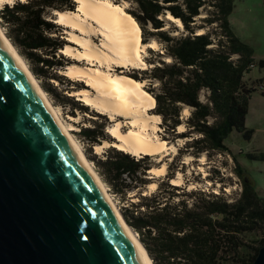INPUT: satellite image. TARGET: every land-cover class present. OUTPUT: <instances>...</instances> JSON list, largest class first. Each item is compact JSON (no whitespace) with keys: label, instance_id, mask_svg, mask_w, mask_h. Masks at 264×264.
<instances>
[{"label":"trees","instance_id":"obj_1","mask_svg":"<svg viewBox=\"0 0 264 264\" xmlns=\"http://www.w3.org/2000/svg\"><path fill=\"white\" fill-rule=\"evenodd\" d=\"M128 1L140 31L139 43L155 40L161 45L156 51L158 63L141 69L140 77H128L147 79L152 110L161 117L164 130L188 139L184 148H191L195 157L209 151L230 153L225 139L233 130L249 140L252 129L245 126V117L251 95L257 92L264 97V58L256 59L251 46L234 34L228 19L234 0ZM73 6L71 0H16L0 8L4 34L34 76L59 77L47 74L50 68L64 66L59 50L65 41L51 14ZM208 8V15L200 16ZM167 15L178 19L182 28L165 29L166 23H174ZM253 69L260 76L248 81ZM41 86L53 92L49 85ZM201 91L206 92L205 101L200 99ZM67 99L63 96V102ZM183 107L190 109L186 129L176 132ZM80 133L91 146L107 139L103 124L82 127ZM89 159L100 180L122 200L152 182L148 154L137 157L109 146ZM233 161L241 190L232 199L203 190L186 191L171 184V176L166 175L155 191L138 193L139 200L123 207L124 222L137 234L152 264L252 263L264 244L263 197L245 169Z\"/></svg>","mask_w":264,"mask_h":264},{"label":"water","instance_id":"obj_2","mask_svg":"<svg viewBox=\"0 0 264 264\" xmlns=\"http://www.w3.org/2000/svg\"><path fill=\"white\" fill-rule=\"evenodd\" d=\"M49 111L0 38V264H144Z\"/></svg>","mask_w":264,"mask_h":264},{"label":"rangeland","instance_id":"obj_3","mask_svg":"<svg viewBox=\"0 0 264 264\" xmlns=\"http://www.w3.org/2000/svg\"><path fill=\"white\" fill-rule=\"evenodd\" d=\"M14 1L16 0H10L9 2L8 0H6V2L5 0L2 1L0 0V8L3 6V4L5 3L11 4ZM71 1L74 4L73 9L63 10V11L76 12V2L74 0ZM100 1L110 2L112 5H117L126 13L131 15L130 10L132 8V5L128 0H108V1L100 0ZM209 10L211 9L208 8L205 10H201L200 16H207ZM55 11L57 10H54L52 12L51 17L52 20L61 27L60 29V32L62 34L61 37L65 41L63 48L67 47L74 54L70 51H69L70 53L61 51L63 48L59 50V53L64 57L63 68L61 67H54V69L50 68L49 73H47V74L58 75L59 77H57L56 79L46 78L42 76L36 77L31 72L30 73L35 79V81L38 83V85L40 86L45 97H47L48 102L52 105V107L59 115L62 123L66 125V127L68 128V132L70 134L69 136H71L72 140H74V142L80 149L81 153L83 154L84 158L87 160L88 164L91 166L96 176L99 178L93 167L91 160L89 159V156L92 154L101 155L109 147L108 145V146H102L97 149L96 146L101 145L103 141H107L108 143L116 141V139H114L109 134L108 127L115 125L122 133H127L131 129L134 130L137 129L138 126L130 123V121L133 120L132 118L133 115H129V116L117 115L115 117H109L110 114L101 111L97 107L85 104L82 101V99H80V97L82 96V91L84 90L91 97L95 95L96 91L92 89L88 84H86L85 82L86 76L80 78L77 76H70V75L68 76V74H66V70L69 67L73 68L76 66V68L77 67H79V69L82 68L81 70H83L84 72L86 71L87 73L92 71V69L94 68L93 71L97 69L98 71L104 72L105 74L109 72L110 73L109 75L111 77L115 76V74L118 75L124 74L130 77H132V75L135 74L138 77H140L141 69H144L146 67H151L154 61H156L155 63H158L157 62L158 57L156 56V51L160 49L161 45L155 40H151L156 43V48H151V46L149 47L146 46L144 52L140 53V56L145 63L144 65H139V66L127 65L125 67H121L115 65L109 66L105 62H102V64H100L96 61H93L91 65L87 59L75 55L78 53V51L84 50V47L80 44L79 45L75 44V42H73L72 40L73 37L88 39L93 43V46H96L95 48L102 50L103 49V45L101 43L102 36L98 31V29L96 28L97 27L96 23L94 22L90 23V21L85 22L84 20H81L82 23H84L83 26L85 25L84 28L83 26L82 28L80 27L73 28L70 25L68 26L62 25L54 20L56 19ZM168 16L169 15H167L166 17ZM168 18L174 23H166L164 27L165 29L168 28L174 29L173 26H177L180 29L182 28L181 22H178L179 25H177V23H175L177 22L176 19L171 18V16ZM228 19L234 34L241 41L251 46L253 50V56L256 59L264 58V0H234V8L231 14L229 15ZM207 28L211 29L212 31L211 26ZM0 30L4 34V28L1 25H0ZM177 33L178 32H173L172 34H177ZM14 52H16L15 49ZM17 58L20 60V63H22L23 66H25L28 69L27 64L23 60V58L20 57L19 55ZM149 61L151 63H148ZM100 68L102 69V71ZM259 76L260 73H258L256 69H253L249 75L248 81H251ZM141 82H143L142 83L143 89L147 91L146 89L148 84L147 79H143L141 80ZM42 84L49 85L52 88L53 92L45 91L41 86ZM154 85H156V83ZM205 95L206 92L201 91L200 99L205 101ZM63 96H67L70 99L64 100L66 102H63ZM153 107L154 106L147 108L145 111L141 113L142 115L139 114V116L140 117L144 116L145 118L148 119V122L151 124V126L154 125L155 127V128L153 127L154 129L151 128V126L148 127V133L150 132V135L153 139L156 138L163 139L169 144L168 146L169 148L167 149L165 148L155 154H148L150 155L151 158V164H152L151 168L164 166L165 167L164 172L157 173L155 175L153 174V172L151 173L150 171H148L149 177L153 178L151 179L152 182L146 185L144 188H141L140 190L129 192L124 200L120 199L119 196L112 193L109 190V188L99 178L103 187L105 188L107 195L110 197L111 201L117 207V211L119 212V214L122 212L121 210H123V207L126 206L128 207L129 201L134 202L139 200L138 193L149 194L150 192L155 191L157 188V184L161 181H164L166 179V175L171 176L170 177L171 184H173L171 182V179H176L178 183L177 185L181 186L186 191L203 190L205 192H213L214 194L218 193L226 198L232 199L236 197L241 190L240 180L234 173L233 158H235L240 163V165L245 169L247 175L252 180L255 190L264 199V97H262L257 92H255L251 95L249 99L248 112L245 117V126L248 129H252L251 138L249 140L244 139L240 135V133H238L236 130H233L225 139V143L230 149V153L209 151V152H202L199 155V157H195L190 154V152L192 151L191 148L189 149L184 148L185 142L188 139L181 138L178 136L176 137L175 134L164 130V128L161 125V121H162L161 117L153 116L154 115L152 110ZM189 113H190V109L188 107H183L181 112L182 114L181 127H178L179 126L178 125L176 128V132H181L186 129L184 121L189 115ZM95 124L96 125L103 124L104 132L107 135V139L101 140L99 144H93L91 146V144H89V142L81 135L80 129L82 127H87V126L93 127ZM90 147L91 149L89 150ZM140 155H144V154L140 153L135 156L138 157ZM132 231L133 230H131V233L134 232ZM148 259L152 261L150 257H148Z\"/></svg>","mask_w":264,"mask_h":264},{"label":"bare ground","instance_id":"obj_4","mask_svg":"<svg viewBox=\"0 0 264 264\" xmlns=\"http://www.w3.org/2000/svg\"><path fill=\"white\" fill-rule=\"evenodd\" d=\"M9 1L10 0H8V2ZM74 1L76 2V12L55 11L56 19L54 20L59 24L67 25V26L70 25L73 28L74 27L82 28L84 23H82L81 20H84L85 22L90 21V23L92 22L96 23L97 26L96 28L98 29V31L102 36L101 43L103 45V49L99 50L98 48H95L96 46H93V43L90 40L73 37L72 41L75 42V44L78 45L80 44L84 47V50L78 51V53L76 52L77 54L75 55L87 59L90 64L93 61H96L100 64H102V62H105L109 66L115 65L121 67H125L127 65L139 66L145 64L140 56V53L144 52L146 46L148 47L151 46V48H156V43L154 41H151L150 43L147 44L139 43V32L135 21L130 15H128L119 6L112 5L110 2H103L100 0H74ZM176 20L177 22L175 23L179 25L178 22L180 21L178 19ZM0 38L5 42L7 50L14 58L16 63L19 65L23 74L28 79L32 87L42 98L45 106L50 110L49 112L53 115L56 122L60 126L68 144L70 145L72 150L76 153V155L80 158L82 164L86 168L94 184H96L101 194L105 197L108 204L117 214V216H120L119 212L117 211V207L111 201L110 197L107 195L101 181L96 176L95 172L88 164L87 160L84 158L83 154L81 153L80 149L78 148L74 140H72L71 136H69L70 134L68 132V128L66 127V125L62 123L59 115L52 107V105L48 102L47 97H45L40 86L35 81L30 71L25 66H23L22 63H20V60L17 58L18 54L14 52L11 43L5 37V35L2 33L1 30H0ZM61 51L69 52L70 49L66 47L63 48ZM81 69H79V67L76 68V66L73 68L69 67L66 70V74H68V76L69 75L77 76L79 78L86 76L87 77V78L85 77L86 84H88L92 89H94L96 93L93 97H91L90 95H88L87 92L83 90L80 99H82V101L85 104L92 105L94 107H97L101 111L110 114L109 117H115L117 115H122V116L133 115L132 117L133 120H131L130 123L138 126L137 129L135 130L131 129L127 133H122L115 125L108 127L109 134L114 139H116V141H113L111 143L110 142L108 143L107 141H103L101 145L96 146L97 149L102 146L109 145V146H114L122 151L131 153L132 155H137L140 153L155 154L165 148L166 149L169 148L168 147L169 144L165 140L158 138L153 139L151 137L150 132L148 133V127H150L151 124L148 122L147 118H145L144 116L143 117L139 116V114H141L147 108L152 107L153 105V100L151 95L148 94L142 87L143 82L134 81L133 79L129 78L124 74H120V75L115 74V76L112 75L113 77H111L109 75L110 74L109 72L105 74L104 72H100L97 69L93 71L94 69L93 68L92 69L93 72L90 71L87 73L86 71L84 72ZM136 116H139L140 118ZM153 116L160 117L155 114ZM153 127L154 125L151 126V128ZM178 127H181V125H179ZM164 168H165L164 166L152 167L149 169V171L151 173L153 172V174L156 175L157 173L164 172ZM171 182L176 185L178 184L176 179H171ZM121 224L123 226V230L127 238L133 244V247L135 248L142 262L144 264H151V262L147 257V254L143 250L141 244H139V242L137 241L135 235L131 233V230L126 224H124L123 222H121Z\"/></svg>","mask_w":264,"mask_h":264}]
</instances>
